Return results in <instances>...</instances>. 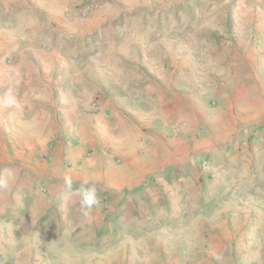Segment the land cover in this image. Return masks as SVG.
I'll return each instance as SVG.
<instances>
[{
	"label": "crops",
	"instance_id": "crops-1",
	"mask_svg": "<svg viewBox=\"0 0 264 264\" xmlns=\"http://www.w3.org/2000/svg\"><path fill=\"white\" fill-rule=\"evenodd\" d=\"M50 3L0 30V173L13 172L0 188V264H179L173 167L231 134V101L264 83V32L252 57L198 70L183 55L175 73L164 26L73 33L61 12L72 0ZM52 19L63 28L39 23Z\"/></svg>",
	"mask_w": 264,
	"mask_h": 264
},
{
	"label": "rangeland",
	"instance_id": "rangeland-1",
	"mask_svg": "<svg viewBox=\"0 0 264 264\" xmlns=\"http://www.w3.org/2000/svg\"><path fill=\"white\" fill-rule=\"evenodd\" d=\"M90 3L95 9L81 16L78 8ZM40 6L52 9L50 0L0 4V30L7 29L6 24L15 29V15H24L31 8L39 10ZM66 9L61 12L70 22L66 28L73 33L164 26L168 50L179 51V59L170 63L174 72L183 55L199 70L208 62L225 63L233 55L247 52L252 57L254 48L263 43L264 0H72ZM22 21L19 23L28 22ZM39 23L63 28L62 21L56 19ZM204 102L210 104L209 100ZM261 102L264 106V83H257L246 103L243 95L241 100L231 101V134L223 137L220 133L215 152L202 156L179 152V171L173 167L179 173V264H264ZM244 104L246 113L238 109Z\"/></svg>",
	"mask_w": 264,
	"mask_h": 264
},
{
	"label": "built area",
	"instance_id": "built-area-1",
	"mask_svg": "<svg viewBox=\"0 0 264 264\" xmlns=\"http://www.w3.org/2000/svg\"><path fill=\"white\" fill-rule=\"evenodd\" d=\"M95 9V4L94 3H90V4H86L84 6H81L78 8V12L81 16H85L89 11L94 10ZM97 100L94 99V101L90 104V110L91 111H96L98 110V102H99V98L98 96L96 97ZM182 125L180 123H174L172 125V127L170 128V133L172 135H178L180 133V129H181ZM106 202H102L103 207L106 209L105 205Z\"/></svg>",
	"mask_w": 264,
	"mask_h": 264
},
{
	"label": "clouds",
	"instance_id": "clouds-1",
	"mask_svg": "<svg viewBox=\"0 0 264 264\" xmlns=\"http://www.w3.org/2000/svg\"><path fill=\"white\" fill-rule=\"evenodd\" d=\"M13 175L11 169H5L3 173H0V188L6 189L8 187V179ZM85 203L89 206L98 203L95 193L89 194L85 197Z\"/></svg>",
	"mask_w": 264,
	"mask_h": 264
}]
</instances>
